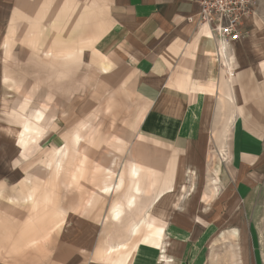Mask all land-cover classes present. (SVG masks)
Wrapping results in <instances>:
<instances>
[{
  "label": "rangeland",
  "instance_id": "rangeland-1",
  "mask_svg": "<svg viewBox=\"0 0 264 264\" xmlns=\"http://www.w3.org/2000/svg\"><path fill=\"white\" fill-rule=\"evenodd\" d=\"M120 2L0 0V264H110L117 259L131 264L142 246L168 253L167 228L151 211L184 224L193 222V209L203 220L223 214L198 208L214 186L208 179L215 177L211 167H205L209 177L203 176L190 201L166 191L182 182L181 172L168 164L178 155L136 140L140 102L130 80L100 70L104 58L94 43L114 21ZM34 21L40 32L28 29ZM251 22L241 42L244 51L237 49L243 74L235 99L242 101V118L264 138V0H258ZM58 41L69 49L63 60L47 48ZM22 93L32 97L25 115L19 112L27 129L36 109L39 124L50 127L32 134L33 139L30 134L18 139L22 125L9 115ZM221 105L212 133L214 159L220 157L226 128L232 140L235 124L231 106ZM135 144L146 163L134 155ZM158 160L168 163L148 164ZM161 191L165 194L152 204ZM232 228L229 220L221 223L208 264H252ZM161 233L159 245L149 243Z\"/></svg>",
  "mask_w": 264,
  "mask_h": 264
},
{
  "label": "crops",
  "instance_id": "crops-1",
  "mask_svg": "<svg viewBox=\"0 0 264 264\" xmlns=\"http://www.w3.org/2000/svg\"><path fill=\"white\" fill-rule=\"evenodd\" d=\"M120 3L122 6L117 4L114 21L94 43V51L104 58L100 70L124 82L130 80L140 102L136 140L178 155L168 160L169 163L166 160L148 163H168L181 172V184H170L166 191L174 193L175 198L190 201L201 189L203 176L209 177L205 167H211L215 177L206 178L214 186L210 194H204V204L198 208L206 213L211 208H215L214 213H223L220 218L203 220L198 209H193L190 224L164 220L167 228L164 243L169 245L168 253L163 255L153 247L142 246L131 258V264H208L211 244L221 230V223L228 220L234 228L233 237L246 244L252 264H264V138L242 118V101L229 99L236 94L241 82L243 72L238 70L243 69V63L239 59L237 64L231 65L235 76L232 82L219 51L222 44H227L206 36L195 22L189 21L199 12L197 0H121ZM37 26L35 23L28 29L40 32ZM243 39L227 46L241 50ZM60 42L59 45L48 42L47 48L63 60L69 49ZM44 68L49 67L46 64ZM221 90L226 96L224 103L227 102L235 113V124L232 140L228 127L222 153L214 159L212 133L215 119L220 116ZM17 99L20 101L15 100L9 115L22 125L21 135L30 134L33 139L35 135L32 134L44 128L47 132L50 127L39 124L42 122L37 109L28 129L23 124L24 118L19 116V112L25 115L23 111L29 108L31 95L22 93ZM42 116L46 119L48 114ZM230 140L228 160L224 164ZM138 147L136 144L132 147L134 155L140 163H146ZM177 209L181 213L183 206ZM162 238L161 233L149 243L159 245ZM120 262L117 259L110 264Z\"/></svg>",
  "mask_w": 264,
  "mask_h": 264
},
{
  "label": "built area",
  "instance_id": "built-area-1",
  "mask_svg": "<svg viewBox=\"0 0 264 264\" xmlns=\"http://www.w3.org/2000/svg\"><path fill=\"white\" fill-rule=\"evenodd\" d=\"M198 14L189 18L204 34L217 42L231 44L249 35L258 0H197Z\"/></svg>",
  "mask_w": 264,
  "mask_h": 264
},
{
  "label": "bare ground",
  "instance_id": "bare-ground-1",
  "mask_svg": "<svg viewBox=\"0 0 264 264\" xmlns=\"http://www.w3.org/2000/svg\"><path fill=\"white\" fill-rule=\"evenodd\" d=\"M253 18V17H252ZM251 18V19H252ZM255 21V20H254ZM256 23H257V26L259 25V26H262V22L261 21H259L258 20V18H256ZM220 44H222V43H220ZM221 49L219 50L220 52H221V54H222V58H223V61L225 62V64L228 66V68H229V77H230V79H231V81L233 82V79L232 78H234L235 76H234V74H233V71H232V67H231V65L232 64H237L238 62H239V57L241 56V54L242 53H238L237 52V48H231V52L229 51V47L227 46V45H224V44H222V46L220 47ZM227 71V70H226ZM233 89V88H232ZM221 92H222V94H221V102L222 103H224V100L226 99L225 97V92L223 91V90H221ZM233 94H234V90H233ZM235 95L236 94H234L233 96H231L230 95V97H229V99H231V100H234L235 99ZM17 100L18 99H16V102H17ZM211 101V100H210ZM9 103V102H8ZM222 106V105H221ZM223 107V106H222ZM226 108V107H225ZM209 125V124H208ZM18 128V127H17ZM20 135H21V133H20V131H18V139H19V137H20ZM226 147V146H225ZM225 150V149H224ZM224 154V153H223ZM223 158V157H222ZM227 160V159H226ZM222 166V165H221ZM218 171H220L219 169H218ZM162 196V195H161ZM161 196L160 197H158L152 204H157L158 203V201H159V199L161 198ZM152 212V215L154 216V219H156V220H160V221H162L163 223H166L163 219H161L157 214H154L153 213V211H151ZM154 219L152 218V221H154Z\"/></svg>",
  "mask_w": 264,
  "mask_h": 264
}]
</instances>
